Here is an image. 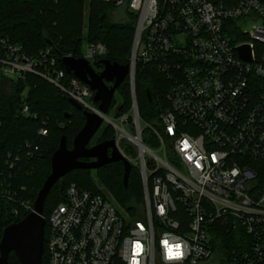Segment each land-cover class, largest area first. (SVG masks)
<instances>
[{
    "label": "built area",
    "instance_id": "2783aa9c",
    "mask_svg": "<svg viewBox=\"0 0 264 264\" xmlns=\"http://www.w3.org/2000/svg\"><path fill=\"white\" fill-rule=\"evenodd\" d=\"M101 1L137 18L131 97L139 64L167 80V106L157 126L141 121L133 97L130 113L104 115L140 174L142 207L130 217L114 199L70 185L47 220V264H264V186L252 168L264 160V0ZM241 20L254 24L240 30ZM242 46L250 61L240 58ZM106 54L101 43L85 44L81 58L100 73ZM61 58L51 47L29 56L1 38L0 82L34 74L99 113L94 93L66 74ZM20 114L37 118L25 103ZM42 123L39 138L48 132ZM18 163L9 155L6 166ZM15 195L0 191V200L17 206L16 217L31 213L34 202ZM223 230L237 237L221 260L211 241Z\"/></svg>",
    "mask_w": 264,
    "mask_h": 264
},
{
    "label": "trees",
    "instance_id": "16d2710c",
    "mask_svg": "<svg viewBox=\"0 0 264 264\" xmlns=\"http://www.w3.org/2000/svg\"><path fill=\"white\" fill-rule=\"evenodd\" d=\"M84 4L85 0H0V39L21 45L29 56L51 47L58 61L60 57L67 56L81 58L85 44L101 43L107 50L105 60L121 66L128 65L136 17L129 14L131 22L127 24L110 23L103 10L115 7L101 0H90L86 33L81 37ZM167 87L168 82L160 73L137 64L135 95L143 123L157 126L159 115L167 106L164 99ZM23 92H26L25 97ZM112 102L117 107L113 111L115 118L130 112L128 77L116 89ZM24 103L37 115L36 119L20 114ZM42 121H46L48 132L46 137L39 138L37 132L43 125ZM0 122V191L15 192V198L34 202L50 174L51 156L59 147L60 139L65 137L70 149L85 118L71 106L69 98L61 91L36 75L27 74L17 82L8 79L0 82ZM114 139V129L106 125L98 130L88 147ZM119 147L125 151L127 145L122 143ZM9 155L19 159L12 171L6 166ZM252 168L257 185L264 186V160L253 164ZM123 174V165L118 162L96 171H72L51 188L43 207L46 224L41 264H47L48 217L65 200L66 189L72 184L100 195H103L102 186L120 208L130 217H136L143 204L140 174L132 166L125 187ZM60 182H63L62 187ZM14 207H17L14 203L0 200V239L7 226L27 216L16 217L12 213ZM236 237L234 232L225 236L224 230L213 235L211 243L216 257L223 260L227 250L236 247ZM8 264H19L13 253L8 257Z\"/></svg>",
    "mask_w": 264,
    "mask_h": 264
},
{
    "label": "water",
    "instance_id": "95a60500",
    "mask_svg": "<svg viewBox=\"0 0 264 264\" xmlns=\"http://www.w3.org/2000/svg\"><path fill=\"white\" fill-rule=\"evenodd\" d=\"M136 36V35H135ZM136 39V37H135ZM135 47L133 46L132 56ZM244 61H250V49L242 46L237 49ZM100 73L94 72L89 63L82 58L63 57L60 66L68 75L87 85L94 93L92 102L97 105L99 113L89 112L80 104L69 99L71 106L81 112L85 123L72 141L71 148H67L66 138L60 139L59 147L52 154L50 160V174L39 190L33 203V211L21 221L7 226L0 239V264H8V257L14 254L19 264H41L44 250L45 219L43 217L44 202L51 188L65 175L77 170L96 171L113 163H122L123 186H127L131 171L130 163L120 154L115 140L102 142L88 147V144L105 121L116 89L131 75L132 65L121 66L102 60ZM110 84V86H109ZM149 98V92H147ZM133 103L136 105L135 89L132 91ZM68 118V116H66ZM88 160V161H87ZM59 185L62 187L63 182Z\"/></svg>",
    "mask_w": 264,
    "mask_h": 264
},
{
    "label": "rangeland",
    "instance_id": "374dc122",
    "mask_svg": "<svg viewBox=\"0 0 264 264\" xmlns=\"http://www.w3.org/2000/svg\"><path fill=\"white\" fill-rule=\"evenodd\" d=\"M89 1L90 0H85V4H84V12H83V19H82V27H81V30L82 31H81V35H80L81 37L83 35H85V33H86V26H87V23L86 22H87L88 13H89ZM234 1H236V0H234ZM103 12L108 16L107 18H108V21L110 23H113V24H127V23H130L131 22V16L129 15V13H127L122 8H114V9L105 8L103 10ZM253 24H254L253 22H243L241 20V21H238L237 22V27L240 30H249V29H251V27H252ZM136 26H137V18H136L135 32H136ZM135 32H134V37H135ZM134 37H133V41H134ZM132 50H133V43H132L131 53H130V56H129V61H130V59L132 57ZM129 89H130V83H129ZM25 94H26V92H23L22 93L23 97H25ZM130 101H131V105H132L131 89H130ZM112 106L114 108H112ZM116 108L117 107H116L115 103L112 102V104L110 105V108H109L106 116L109 117L110 119H113V120L119 119V117L118 118H115L114 117V114H113V111H116ZM106 125H107L106 122H103L99 129H102V128L106 127ZM114 132H115V130H114ZM115 138H116V136H115ZM121 144L122 143H119L118 146H120ZM127 149H128V147L125 148V151L126 152H127ZM129 149L130 150L128 152L130 154H133L132 153V150L133 149L132 148H129ZM100 189H101L103 195H105V196L113 199L112 195L107 190H105L102 186H100ZM118 208L121 209L122 210V213L125 215V211L122 208H120L119 206H118Z\"/></svg>",
    "mask_w": 264,
    "mask_h": 264
},
{
    "label": "flooded vegetation",
    "instance_id": "af4514ba",
    "mask_svg": "<svg viewBox=\"0 0 264 264\" xmlns=\"http://www.w3.org/2000/svg\"><path fill=\"white\" fill-rule=\"evenodd\" d=\"M109 86H110V84H109Z\"/></svg>",
    "mask_w": 264,
    "mask_h": 264
}]
</instances>
